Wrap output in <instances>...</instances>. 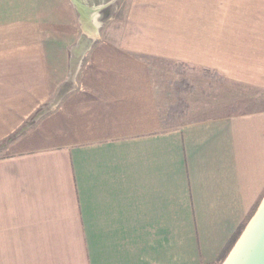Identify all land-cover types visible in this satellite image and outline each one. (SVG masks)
<instances>
[{"label":"crops","instance_id":"0c3cea01","mask_svg":"<svg viewBox=\"0 0 264 264\" xmlns=\"http://www.w3.org/2000/svg\"><path fill=\"white\" fill-rule=\"evenodd\" d=\"M71 4L0 0V264H223L264 198V108L180 123L147 58L263 93L264 43L125 26L67 79Z\"/></svg>","mask_w":264,"mask_h":264},{"label":"rangeland","instance_id":"374dc122","mask_svg":"<svg viewBox=\"0 0 264 264\" xmlns=\"http://www.w3.org/2000/svg\"><path fill=\"white\" fill-rule=\"evenodd\" d=\"M70 1L74 3L71 6L76 18L77 40L71 48L72 52L67 48V79H74L77 75L83 59L82 51L85 49L84 54H88L94 46L97 30L91 24L93 15L100 17V33H120L128 27L129 30L152 33L162 42L163 35L173 37L177 33L180 45L185 42L182 38L187 33L207 30L217 35L218 32L224 33L225 40L235 33L242 39L243 49L249 51L264 43V39L260 40V37L264 38V6L257 7V0H144L145 15L135 17V21L131 18L126 25L132 2L140 0ZM134 6L133 10L137 12L144 10ZM147 60L156 80L168 88L170 83L173 86V82L179 86L177 96L183 102L180 103L183 106L182 117L178 120L180 123L264 108L262 91L223 81L211 72L203 73L199 69L187 71L183 67L179 68L178 74L174 72V64L151 58Z\"/></svg>","mask_w":264,"mask_h":264},{"label":"water","instance_id":"95a60500","mask_svg":"<svg viewBox=\"0 0 264 264\" xmlns=\"http://www.w3.org/2000/svg\"><path fill=\"white\" fill-rule=\"evenodd\" d=\"M223 264H264V198Z\"/></svg>","mask_w":264,"mask_h":264},{"label":"trees","instance_id":"16d2710c","mask_svg":"<svg viewBox=\"0 0 264 264\" xmlns=\"http://www.w3.org/2000/svg\"><path fill=\"white\" fill-rule=\"evenodd\" d=\"M252 217H253V213H251V215L249 217H247L245 222L241 225V227L235 233V235L232 238L231 242L226 247V249L224 250V252H223V254L221 256L222 263H224V261L227 259L228 255L232 251V249L235 246L236 242L238 241L240 235L242 234L243 230L245 229V227L247 226V224L249 223V221L251 220Z\"/></svg>","mask_w":264,"mask_h":264},{"label":"clouds","instance_id":"9594fccd","mask_svg":"<svg viewBox=\"0 0 264 264\" xmlns=\"http://www.w3.org/2000/svg\"><path fill=\"white\" fill-rule=\"evenodd\" d=\"M91 24L94 26V28L97 30V39H99V32L98 30L102 27V24L100 22V17L98 15H93L91 17Z\"/></svg>","mask_w":264,"mask_h":264}]
</instances>
